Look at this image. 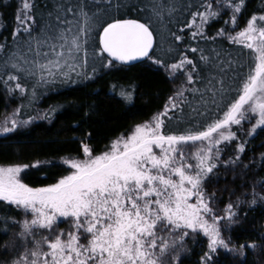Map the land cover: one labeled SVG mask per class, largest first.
<instances>
[{"label": "snow or ice", "instance_id": "1", "mask_svg": "<svg viewBox=\"0 0 264 264\" xmlns=\"http://www.w3.org/2000/svg\"><path fill=\"white\" fill-rule=\"evenodd\" d=\"M12 3L0 0V9ZM248 9L249 0H15L10 39L0 40V90L20 103L0 120V137L51 123L63 105L27 118L24 109L101 73L139 65L163 71L173 87L102 149L88 131L74 156L0 164V264H185L189 241L204 240L197 264L264 253V235L244 243L231 235L242 206L264 205V151L251 146L264 132V0ZM225 43L247 58L225 54ZM138 89L111 91L131 108ZM83 107L84 123L99 117L98 104ZM51 168L63 170L53 182H25ZM222 171L240 183L224 189L220 215L208 185Z\"/></svg>", "mask_w": 264, "mask_h": 264}, {"label": "trees", "instance_id": "2", "mask_svg": "<svg viewBox=\"0 0 264 264\" xmlns=\"http://www.w3.org/2000/svg\"><path fill=\"white\" fill-rule=\"evenodd\" d=\"M259 2L260 0H249V14ZM0 11H4L0 25H7V28L0 32V40L4 37L10 39L14 23L15 0H13L12 7L6 10L0 9ZM131 18H136L135 13ZM244 23L245 21L241 20L240 26L243 27ZM219 26V24L214 25L210 31H214ZM223 48L225 54H231V58L239 57L242 61L247 58L241 55V51L247 52V49H242L240 45L225 43ZM129 83L139 85L135 107L131 108L121 102L119 96L111 91L114 84L126 85ZM172 87V83L163 71H149L137 65L131 71L101 73L95 81L88 82L86 85L63 89L58 93H49L35 104V110L33 108L24 109L23 118H27L28 114L36 115V110L43 112L50 104L58 103L64 107L60 109L51 123L38 120L27 134H13L7 138L0 137V164L31 163L36 159L58 160L68 155L74 156L80 151L79 140L88 131L93 133L92 145L102 149L117 134L130 128L134 123L147 119L149 115L159 109L165 97L170 94ZM118 91L119 89H117V93ZM19 102L20 100L15 98L8 99L0 90V120L7 108H16ZM89 103L99 105L100 115L99 117L94 116L91 121L84 123V112L87 111V108L83 106ZM77 122H79V127H76ZM262 145H264V132H259L258 136L251 141L254 154L264 151ZM252 154V152L249 153V155ZM62 172L63 170L58 168L45 169L44 172L31 170V175L25 182L31 186H40L42 183L53 182L58 178L56 173ZM45 174L50 178L45 180ZM223 177L222 171L219 181L208 185L209 192L216 191L220 197L218 201V214L220 215H223L222 210L229 200L228 193L224 189L226 187L231 189L240 183L239 180L233 183L231 174L227 175V179ZM233 199L235 198L233 197ZM244 213H247L246 217H244ZM241 217L240 224L234 226L231 233L235 242L244 243L257 239L258 235H264V205L251 209L247 205L242 206ZM61 226L63 227V225ZM225 235L227 236L228 233ZM3 238L0 236V239ZM198 240H204V238L200 237ZM189 247L192 251L185 264H197L200 254L206 249V240L197 244L189 241ZM220 264H242V261L239 257L234 258L228 253L221 252ZM244 264H264V253L249 251Z\"/></svg>", "mask_w": 264, "mask_h": 264}, {"label": "rangeland", "instance_id": "3", "mask_svg": "<svg viewBox=\"0 0 264 264\" xmlns=\"http://www.w3.org/2000/svg\"><path fill=\"white\" fill-rule=\"evenodd\" d=\"M19 103H20V102H19ZM19 103H18V105H19ZM18 105H17V106H18ZM13 109H15V108H12V107L7 108V111L5 112V114H10V113L12 112ZM5 114H4V115H5ZM4 115H3L2 119L4 118ZM2 119H1V120H2Z\"/></svg>", "mask_w": 264, "mask_h": 264}]
</instances>
